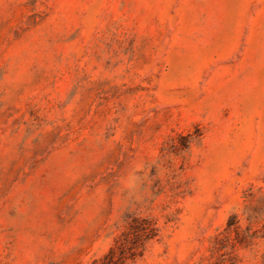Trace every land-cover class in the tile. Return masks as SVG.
Returning <instances> with one entry per match:
<instances>
[{"label": "rangeland", "instance_id": "374dc122", "mask_svg": "<svg viewBox=\"0 0 264 264\" xmlns=\"http://www.w3.org/2000/svg\"><path fill=\"white\" fill-rule=\"evenodd\" d=\"M0 264H264V0H0Z\"/></svg>", "mask_w": 264, "mask_h": 264}]
</instances>
